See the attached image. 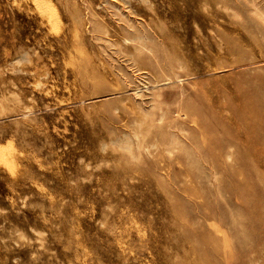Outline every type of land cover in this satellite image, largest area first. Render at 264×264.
I'll return each mask as SVG.
<instances>
[{
  "label": "rangeland",
  "instance_id": "1",
  "mask_svg": "<svg viewBox=\"0 0 264 264\" xmlns=\"http://www.w3.org/2000/svg\"><path fill=\"white\" fill-rule=\"evenodd\" d=\"M0 264H264V0H0Z\"/></svg>",
  "mask_w": 264,
  "mask_h": 264
},
{
  "label": "bare ground",
  "instance_id": "2",
  "mask_svg": "<svg viewBox=\"0 0 264 264\" xmlns=\"http://www.w3.org/2000/svg\"><path fill=\"white\" fill-rule=\"evenodd\" d=\"M251 112H252V111H251ZM251 112H250V113H247L246 115H250V114H251ZM246 115H245V116H246ZM247 117H248V116H247ZM252 209H253V208H252Z\"/></svg>",
  "mask_w": 264,
  "mask_h": 264
}]
</instances>
